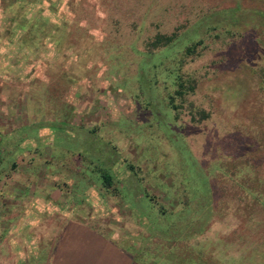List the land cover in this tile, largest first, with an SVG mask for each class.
<instances>
[{
	"label": "rangeland",
	"instance_id": "1",
	"mask_svg": "<svg viewBox=\"0 0 264 264\" xmlns=\"http://www.w3.org/2000/svg\"><path fill=\"white\" fill-rule=\"evenodd\" d=\"M59 216L144 264H264V0H0V264H45Z\"/></svg>",
	"mask_w": 264,
	"mask_h": 264
},
{
	"label": "crops",
	"instance_id": "2",
	"mask_svg": "<svg viewBox=\"0 0 264 264\" xmlns=\"http://www.w3.org/2000/svg\"><path fill=\"white\" fill-rule=\"evenodd\" d=\"M21 215H31V212L24 211ZM55 224L51 235L40 238V241L51 242L45 254V264H144L148 259L159 261L163 255L161 246L155 248V258L150 254L153 250L144 254L139 247L135 253L130 246L123 245L113 236L101 234L86 222L69 216H59ZM152 238L155 243L156 239L159 243H166L160 242L158 236ZM143 242H147V239H142L140 246ZM170 243L173 244L171 240ZM181 247L182 244L179 245Z\"/></svg>",
	"mask_w": 264,
	"mask_h": 264
},
{
	"label": "trees",
	"instance_id": "3",
	"mask_svg": "<svg viewBox=\"0 0 264 264\" xmlns=\"http://www.w3.org/2000/svg\"><path fill=\"white\" fill-rule=\"evenodd\" d=\"M17 2H22V3H27V5L33 3L35 0H16ZM29 7V6H27ZM21 23V22H20ZM19 26H21L20 28H23V24H20ZM174 38V34H170V35H162V34H156L154 35V37L152 38V40H150L148 43H147V49L151 50V49H154V48H157V47H160V46H164V45H167L168 43H170ZM193 46L194 44L190 45V46H187L184 50V53L185 54H189V53H192V50H193ZM193 80H190V79H187V78H183L182 76H178L177 77V81H176V88L174 90V95L179 97L180 99H183L185 97V95L188 93V92H191L193 90ZM174 95H169L168 96V99H167V104L170 108L172 109H175L177 108V104H175L174 102V98L175 96ZM188 105L191 107L190 109V113L192 115L193 113V104L190 102L188 103ZM201 114L202 116H206L205 112L203 110H201ZM193 118V116H192ZM50 124V123H49ZM57 125V126H56ZM58 125H60V123H56V124H53L51 123L49 126L51 128H56L58 127ZM67 134L69 133V131L66 132ZM37 151V150H36ZM64 151H67L68 154H72V153H69L67 149H65ZM103 151H106V149H101L99 150L98 152L103 153ZM107 153H108V157L110 155H112V151H108L107 150ZM77 157H79V160L81 161H84V163L86 164V167L89 166V165H95L96 166V163H92V161H89L88 160V155L86 154H77ZM104 160H106V158H102ZM93 160V159H92ZM94 162V160H93ZM129 165V164H128ZM11 167H15V164H12ZM129 168L131 167L130 165L128 166ZM98 174H99V178H100V182H101V185L102 187H104L105 189H108V188H115V185H114V179L111 175V173L100 167L98 168ZM210 187V185H209ZM222 193V191L220 192V194ZM224 193H222L223 195ZM149 200H151L149 198ZM225 203H227L225 201ZM225 205V204H224ZM159 208L163 207V205L161 204H158ZM87 224L92 227L93 229H95L97 232L101 233V234H104V235H108L110 236L108 233H105L104 230L98 226H94L92 225V223H88Z\"/></svg>",
	"mask_w": 264,
	"mask_h": 264
}]
</instances>
